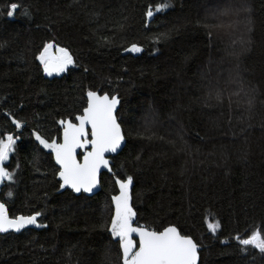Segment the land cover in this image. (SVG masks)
<instances>
[{
	"label": "trees",
	"instance_id": "obj_1",
	"mask_svg": "<svg viewBox=\"0 0 264 264\" xmlns=\"http://www.w3.org/2000/svg\"><path fill=\"white\" fill-rule=\"evenodd\" d=\"M241 1L227 38L212 20L227 0H0V200L44 225L0 233V264H129L117 179L132 223L176 226L199 264H264L249 243L264 241V0ZM90 96L117 100L127 140L93 196L62 189L37 140L60 143Z\"/></svg>",
	"mask_w": 264,
	"mask_h": 264
},
{
	"label": "water",
	"instance_id": "obj_2",
	"mask_svg": "<svg viewBox=\"0 0 264 264\" xmlns=\"http://www.w3.org/2000/svg\"><path fill=\"white\" fill-rule=\"evenodd\" d=\"M66 56L59 61H48L45 68L56 74L66 66ZM117 100L107 96H90L89 104L76 122H66L60 143L53 148L37 137L44 147L54 154L60 168L58 178L62 189L75 194L93 196L101 190V175L112 173L111 156L119 154L126 145L121 124L117 118ZM0 160V188L3 183V163ZM81 155V156H80ZM80 156V157H79ZM118 184L124 195V232L137 239V250L132 264H199V247L190 236L170 225L162 231L129 222L126 211L127 190L122 181ZM37 214L12 217L8 206L0 200V233H20L25 229H42Z\"/></svg>",
	"mask_w": 264,
	"mask_h": 264
},
{
	"label": "rangeland",
	"instance_id": "obj_3",
	"mask_svg": "<svg viewBox=\"0 0 264 264\" xmlns=\"http://www.w3.org/2000/svg\"><path fill=\"white\" fill-rule=\"evenodd\" d=\"M228 2L226 4L220 5L222 6V16L225 20H222L221 18H212L214 22L219 23V30L221 32L224 31L225 34L230 33L227 35V38L233 33L238 30H240V27L243 26L246 22L244 19V13L243 11V2L241 0H227ZM215 12V11H214ZM239 15V16H238ZM239 40L236 39L235 42H238ZM129 51L133 53H138L141 51L139 47H131ZM51 51L45 52V62L52 61L53 57L50 54ZM62 57V56H61ZM59 61V60H58ZM9 142V139L4 143L1 153H0V159L2 154L4 153V150ZM9 178V174L3 170V180H7ZM123 201L122 197L118 199L117 201V214L115 217V223H114V232L115 235L122 239L123 241V248L124 252L127 255V258H130L131 261H129V264L133 263L134 256L139 249V245L135 242L134 238L131 237L128 233L124 232V214H123ZM128 219L129 222H133V215L132 213H129L128 211ZM208 227L210 231L215 232L216 224L213 222L208 221ZM249 243L253 244L255 247H257L259 250H264V241L259 237V235H253L249 239Z\"/></svg>",
	"mask_w": 264,
	"mask_h": 264
},
{
	"label": "flooded vegetation",
	"instance_id": "obj_4",
	"mask_svg": "<svg viewBox=\"0 0 264 264\" xmlns=\"http://www.w3.org/2000/svg\"><path fill=\"white\" fill-rule=\"evenodd\" d=\"M62 56V53L61 54H55L54 56H53V60L52 61H58V60H60V57ZM46 62H47V60H46ZM45 62V63H46ZM63 69V68H62ZM62 69L60 70V71H62ZM59 71V72H60Z\"/></svg>",
	"mask_w": 264,
	"mask_h": 264
}]
</instances>
